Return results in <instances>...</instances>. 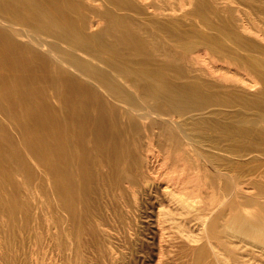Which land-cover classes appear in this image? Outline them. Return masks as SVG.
Here are the masks:
<instances>
[{
    "label": "bare ground",
    "instance_id": "bare-ground-1",
    "mask_svg": "<svg viewBox=\"0 0 264 264\" xmlns=\"http://www.w3.org/2000/svg\"><path fill=\"white\" fill-rule=\"evenodd\" d=\"M0 264H264V0H0Z\"/></svg>",
    "mask_w": 264,
    "mask_h": 264
}]
</instances>
